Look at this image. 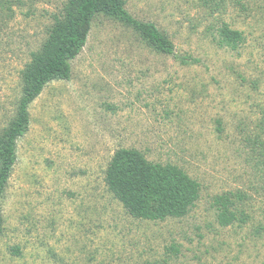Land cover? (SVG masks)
Returning a JSON list of instances; mask_svg holds the SVG:
<instances>
[{
    "label": "rangeland",
    "instance_id": "374dc122",
    "mask_svg": "<svg viewBox=\"0 0 264 264\" xmlns=\"http://www.w3.org/2000/svg\"><path fill=\"white\" fill-rule=\"evenodd\" d=\"M122 1L173 54L115 19H93L69 80L49 83L28 107L1 200L0 264H160L170 245L179 250L170 264H264V231L255 234L264 228V0ZM64 2L0 0V129ZM222 24L242 34L236 49L219 43ZM121 148L199 184L186 216L124 212L104 185ZM229 193L243 195L235 202L247 219L222 227L215 199Z\"/></svg>",
    "mask_w": 264,
    "mask_h": 264
},
{
    "label": "trees",
    "instance_id": "16d2710c",
    "mask_svg": "<svg viewBox=\"0 0 264 264\" xmlns=\"http://www.w3.org/2000/svg\"><path fill=\"white\" fill-rule=\"evenodd\" d=\"M99 15L130 28L154 51L173 54L169 39L154 24L131 17L122 0H65L61 12L53 18L47 38L20 72V98L12 119L0 129V237L4 230L1 200L17 161V141L29 130L28 107L49 83L69 80L71 62L85 46L91 23ZM218 36L219 43L231 50L244 40L240 32L231 30L226 24L219 28ZM257 142L264 150V143ZM261 165L264 167V160ZM104 185L128 216L149 222L183 218L199 198V184L183 170L171 164L149 162L132 148H121L113 154L104 172ZM242 200L240 193L224 194L215 199L220 226L245 223L247 215L235 202ZM260 231L264 228H257L255 234L259 235ZM13 253L18 254V249L13 248ZM178 253L177 246L170 245L167 258L160 264L177 261Z\"/></svg>",
    "mask_w": 264,
    "mask_h": 264
}]
</instances>
